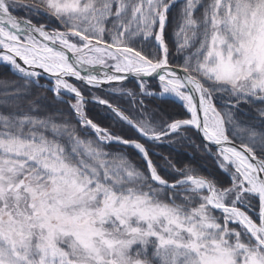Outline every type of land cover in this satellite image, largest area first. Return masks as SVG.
<instances>
[{
  "label": "snow or ice",
  "instance_id": "6c2138e0",
  "mask_svg": "<svg viewBox=\"0 0 264 264\" xmlns=\"http://www.w3.org/2000/svg\"><path fill=\"white\" fill-rule=\"evenodd\" d=\"M0 72V264H264V0H0Z\"/></svg>",
  "mask_w": 264,
  "mask_h": 264
},
{
  "label": "trees",
  "instance_id": "16d2710c",
  "mask_svg": "<svg viewBox=\"0 0 264 264\" xmlns=\"http://www.w3.org/2000/svg\"><path fill=\"white\" fill-rule=\"evenodd\" d=\"M3 79L11 80V79H14V77H12L10 73L0 72V80H3ZM129 87H132V85L129 84ZM146 103H148L150 108L155 107V104L152 103L151 101H146ZM164 107L169 110V114H178V111H179L178 108L173 107L171 105H165Z\"/></svg>",
  "mask_w": 264,
  "mask_h": 264
}]
</instances>
